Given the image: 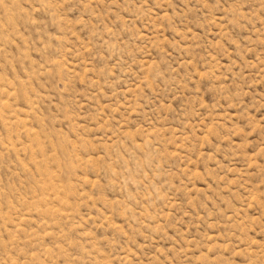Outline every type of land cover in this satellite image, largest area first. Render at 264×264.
Instances as JSON below:
<instances>
[{
    "label": "rangeland",
    "instance_id": "1",
    "mask_svg": "<svg viewBox=\"0 0 264 264\" xmlns=\"http://www.w3.org/2000/svg\"><path fill=\"white\" fill-rule=\"evenodd\" d=\"M0 264H264V0H0Z\"/></svg>",
    "mask_w": 264,
    "mask_h": 264
}]
</instances>
